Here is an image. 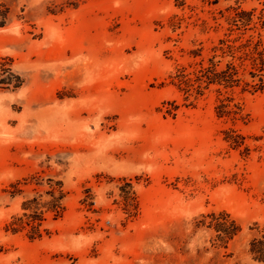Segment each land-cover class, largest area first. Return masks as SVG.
I'll list each match as a JSON object with an SVG mask.
<instances>
[{
  "label": "rangeland",
  "instance_id": "1",
  "mask_svg": "<svg viewBox=\"0 0 264 264\" xmlns=\"http://www.w3.org/2000/svg\"><path fill=\"white\" fill-rule=\"evenodd\" d=\"M262 59L264 0H0V264H258Z\"/></svg>",
  "mask_w": 264,
  "mask_h": 264
},
{
  "label": "trees",
  "instance_id": "2",
  "mask_svg": "<svg viewBox=\"0 0 264 264\" xmlns=\"http://www.w3.org/2000/svg\"><path fill=\"white\" fill-rule=\"evenodd\" d=\"M262 64L264 65V59H262ZM200 72L201 75H198V79H201L204 76L209 80V82L225 83L227 86H232L234 83L240 81V78L238 77V70L233 63L228 64L227 68L223 70H217L216 64L213 63L211 66L201 69ZM232 138H234L236 145L242 144L240 141V138L242 137L239 134H236ZM59 207L60 205L57 202H54L53 209L56 212L59 211ZM27 217V220H24L23 218H18L15 220L12 223L13 230L17 231L19 227H23L24 224H26L31 226V231L34 235L39 234V236H41L40 226L42 215L36 213ZM214 221L215 222L213 226L216 231L219 232V239L222 241L227 238L231 239L239 231V227L237 226L235 220H230L228 215L219 217L214 216ZM250 253L254 262L258 264H264V234L261 237H257L251 241Z\"/></svg>",
  "mask_w": 264,
  "mask_h": 264
}]
</instances>
